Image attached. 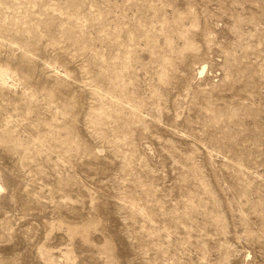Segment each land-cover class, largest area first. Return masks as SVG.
<instances>
[{"label":"rangeland","instance_id":"1","mask_svg":"<svg viewBox=\"0 0 264 264\" xmlns=\"http://www.w3.org/2000/svg\"><path fill=\"white\" fill-rule=\"evenodd\" d=\"M0 264H264V0H0Z\"/></svg>","mask_w":264,"mask_h":264}]
</instances>
